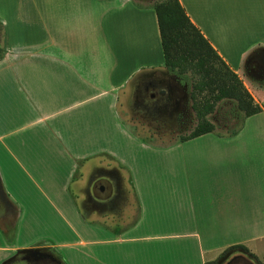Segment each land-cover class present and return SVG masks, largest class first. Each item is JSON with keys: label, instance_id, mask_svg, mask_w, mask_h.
<instances>
[{"label": "crops", "instance_id": "obj_1", "mask_svg": "<svg viewBox=\"0 0 264 264\" xmlns=\"http://www.w3.org/2000/svg\"><path fill=\"white\" fill-rule=\"evenodd\" d=\"M179 1L259 110L224 99L211 132L156 145L130 124L134 98L190 85L165 66L153 2L0 0V187L17 209L0 264H264V0ZM101 157L128 175L126 228L81 209Z\"/></svg>", "mask_w": 264, "mask_h": 264}, {"label": "trees", "instance_id": "obj_2", "mask_svg": "<svg viewBox=\"0 0 264 264\" xmlns=\"http://www.w3.org/2000/svg\"><path fill=\"white\" fill-rule=\"evenodd\" d=\"M162 40L166 68L190 85L191 108L195 124L189 134L179 140H187L214 129L209 115L224 100H233L243 115L259 110L241 79L233 72L209 43L201 30L190 20L179 0H156L153 2ZM2 53H0V59ZM8 228L15 233V227ZM13 242V238L9 240ZM235 249L248 251L243 245H232L219 256ZM208 261L205 264H214Z\"/></svg>", "mask_w": 264, "mask_h": 264}, {"label": "rangeland", "instance_id": "obj_3", "mask_svg": "<svg viewBox=\"0 0 264 264\" xmlns=\"http://www.w3.org/2000/svg\"><path fill=\"white\" fill-rule=\"evenodd\" d=\"M140 4H147L156 0H137ZM1 36V32H0ZM0 44V53H2ZM176 81L178 78L175 77ZM172 86L173 95L167 97L165 101L151 102L146 98L139 97V94L134 98L132 102V116L133 121H129L133 130L143 136L146 140L151 141L156 145H166L179 143L180 137L189 132L195 124L194 115L185 116L183 112L187 109L189 113L190 98L189 91L185 96L184 90L179 87L177 82H173ZM186 97V98H185ZM164 102V103H162ZM187 103V107H185ZM215 113L214 115L218 114ZM215 120V118L213 119ZM216 126H221V123L214 121ZM141 140V139H140ZM101 164L94 166L89 170L83 171V177H80V199H83L80 204L82 211L87 213L93 220L99 221L105 214L109 224L116 226L117 228H126L132 224L136 218V205L132 200V197L127 194L129 192L128 186L124 185L128 175L122 168L113 166L111 167V160L108 157H101ZM107 164V165H106ZM82 174V170H80ZM105 181L109 187V193L95 192L93 185L96 182ZM28 188V187H26ZM84 188V189H83ZM71 190L76 191L77 185L73 184ZM1 203L4 199L5 203L8 202V198L0 187ZM20 208L22 204L20 202L11 199ZM32 206L34 203H31ZM37 204V203H36ZM39 204V203H38ZM45 203L43 202V205ZM6 206V205H5ZM0 227L2 229L11 228L14 226L17 209H3L0 206ZM4 211V212H3ZM16 227V226H15ZM12 230L8 232V236L12 237ZM223 259H217L214 264H221ZM43 264H49L44 261Z\"/></svg>", "mask_w": 264, "mask_h": 264}, {"label": "flooded vegetation", "instance_id": "obj_4", "mask_svg": "<svg viewBox=\"0 0 264 264\" xmlns=\"http://www.w3.org/2000/svg\"><path fill=\"white\" fill-rule=\"evenodd\" d=\"M93 189H94V191L95 192H106V193H109V187H108V185H107V183L105 182V181H99V182H96L94 185H93ZM84 189V188H83ZM1 195V194H0ZM84 199V198H83ZM82 199V201L84 202V200ZM1 197H0V206L3 208V209H5V208H7V209H12V208H10L9 207V205L7 204V202L5 203V201H4V199H3V201H2V203H1ZM6 205V206H5ZM4 212V211H3ZM1 211H0V215H1Z\"/></svg>", "mask_w": 264, "mask_h": 264}, {"label": "water", "instance_id": "obj_5", "mask_svg": "<svg viewBox=\"0 0 264 264\" xmlns=\"http://www.w3.org/2000/svg\"><path fill=\"white\" fill-rule=\"evenodd\" d=\"M164 91H165V90H164V89H162V90H161V93H164ZM228 254H229V253H228ZM228 254H226V255H228Z\"/></svg>", "mask_w": 264, "mask_h": 264}]
</instances>
